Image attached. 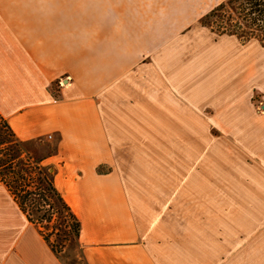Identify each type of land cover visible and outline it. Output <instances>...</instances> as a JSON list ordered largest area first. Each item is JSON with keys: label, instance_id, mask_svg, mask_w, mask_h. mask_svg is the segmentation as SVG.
<instances>
[{"label": "crops", "instance_id": "1", "mask_svg": "<svg viewBox=\"0 0 264 264\" xmlns=\"http://www.w3.org/2000/svg\"><path fill=\"white\" fill-rule=\"evenodd\" d=\"M225 1L0 0V115L80 221L68 259L0 182V264H228L198 227L203 207L182 210L181 187L199 183L166 182L151 158L207 155L213 135L181 125L250 109L223 67L228 41L244 45L197 33Z\"/></svg>", "mask_w": 264, "mask_h": 264}, {"label": "rangeland", "instance_id": "2", "mask_svg": "<svg viewBox=\"0 0 264 264\" xmlns=\"http://www.w3.org/2000/svg\"><path fill=\"white\" fill-rule=\"evenodd\" d=\"M230 12L229 8H224L216 16H203L201 25H198V35L203 27L216 34L224 26L235 29L227 19ZM233 17L235 23L237 16ZM239 31L240 36L233 35L237 36L239 46H244L237 48L239 51L234 53L232 48L235 44L228 39L230 54L227 61H223V67L228 66L227 71L230 73L229 94L237 95L239 103L249 105L250 109H245V117H242L244 121L239 124L211 123L206 119L207 116L198 113L197 123L182 124L181 130L188 133L189 127H192L190 130L198 134L213 135L211 150L207 155L201 154L203 149L196 148L197 154L191 157L169 155L151 158L153 163L158 161L163 166L164 172L153 174H158L166 182H176L182 186L184 180L199 183V186L192 188L181 187L182 193L190 190L192 195L189 197L192 203L182 204V210L186 206L194 207V204L197 210L199 206L203 207L197 212L200 220L198 227L209 229L207 234L212 233L215 260H226L228 264H264V36L257 31ZM212 63L216 66L220 61L213 60ZM242 78L245 82H241ZM214 109L212 106L208 108L211 115L217 114ZM15 141L16 138L0 144V174L12 184L14 174L9 166L18 169V164L25 163L26 159L32 162V168L24 164L22 166L31 169V174L38 177L37 169H34L36 160L20 142ZM188 165H191V170ZM180 167L182 171H178ZM60 223L62 218L57 215L55 221L49 225L43 224V227L47 232L53 224ZM52 239L56 237L52 235ZM75 243L76 238L66 244L63 256L70 259L74 255L77 249Z\"/></svg>", "mask_w": 264, "mask_h": 264}, {"label": "trees", "instance_id": "3", "mask_svg": "<svg viewBox=\"0 0 264 264\" xmlns=\"http://www.w3.org/2000/svg\"><path fill=\"white\" fill-rule=\"evenodd\" d=\"M224 8L231 10L227 19L231 21L235 29L224 26L218 30V34L229 33L240 36L241 31L239 30L245 29L251 32H260L264 36V0H228L214 8L206 17L216 16L217 12ZM234 15L237 16L235 23ZM14 138L16 137L12 128L7 120L0 115V144L12 141ZM14 150L13 152H15ZM25 161L27 163L23 164L32 168V162H29V159ZM23 164L19 163L18 169L9 166L10 171L14 174V183L6 181L7 185L28 218L40 227L42 235L51 245L53 251L60 253L71 239L79 237L80 221L54 186L52 173L42 169L35 161L34 169H37L38 173L36 178L31 174V169L23 167ZM57 215L62 218V223L60 225L53 224L51 230L46 232L43 224L49 225L55 221ZM52 235L56 237L55 240L52 239Z\"/></svg>", "mask_w": 264, "mask_h": 264}, {"label": "built area", "instance_id": "4", "mask_svg": "<svg viewBox=\"0 0 264 264\" xmlns=\"http://www.w3.org/2000/svg\"><path fill=\"white\" fill-rule=\"evenodd\" d=\"M61 84H63V82L61 81L60 82ZM0 182H4L7 184L6 180H4L3 176L0 174Z\"/></svg>", "mask_w": 264, "mask_h": 264}]
</instances>
